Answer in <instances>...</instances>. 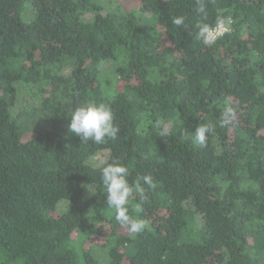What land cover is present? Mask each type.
<instances>
[{"label":"trees","instance_id":"obj_1","mask_svg":"<svg viewBox=\"0 0 264 264\" xmlns=\"http://www.w3.org/2000/svg\"><path fill=\"white\" fill-rule=\"evenodd\" d=\"M137 1L0 0V264H264V0H205L209 23L233 20L211 47L196 0ZM92 101L112 109L115 140L68 131ZM96 156L130 184L153 177L128 205L148 225L134 238Z\"/></svg>","mask_w":264,"mask_h":264},{"label":"clouds","instance_id":"obj_2","mask_svg":"<svg viewBox=\"0 0 264 264\" xmlns=\"http://www.w3.org/2000/svg\"><path fill=\"white\" fill-rule=\"evenodd\" d=\"M196 13L200 17L195 23L196 39L203 45L211 47L226 33L231 31L233 23L230 15H225L224 10H218L213 23L208 22V11L205 0H196ZM171 23L177 27L186 26L184 16H176ZM68 131L75 134L83 142L103 144L108 140H115L120 131L119 126L114 123L115 116L105 103L86 102L75 107L70 114ZM235 113L231 108H227L221 118L220 126H226L233 122ZM215 131L211 123L198 124L192 132L193 142L206 147L208 136ZM170 130L162 129L161 134L167 136ZM101 181L106 190V204L115 211V218L122 226H127L129 234L142 233L147 228V222L141 218H132L129 214V202L135 193L137 197H145V187L154 188V180L150 174L138 177L134 183H129V169L118 159L100 160L97 164ZM139 211V207H137Z\"/></svg>","mask_w":264,"mask_h":264},{"label":"rangeland","instance_id":"obj_3","mask_svg":"<svg viewBox=\"0 0 264 264\" xmlns=\"http://www.w3.org/2000/svg\"><path fill=\"white\" fill-rule=\"evenodd\" d=\"M122 3L124 4V7L127 8V9H134L136 7H138V1L137 0H122ZM30 101H34L33 97L31 96H28V97H25V99L23 100L22 103H25V105H29L27 102H30ZM102 160L101 157L99 156H96V164H98V162Z\"/></svg>","mask_w":264,"mask_h":264}]
</instances>
